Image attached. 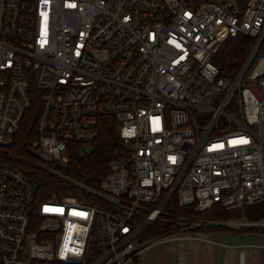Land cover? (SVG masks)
I'll return each mask as SVG.
<instances>
[{
  "label": "built area",
  "instance_id": "built-area-1",
  "mask_svg": "<svg viewBox=\"0 0 264 264\" xmlns=\"http://www.w3.org/2000/svg\"><path fill=\"white\" fill-rule=\"evenodd\" d=\"M239 35L250 48L220 75L214 56ZM34 106L25 155L13 144ZM106 116L122 148L95 184L78 181L61 167ZM173 199L263 214L176 217ZM174 217L163 240L264 230V0H0V264L133 263L147 226Z\"/></svg>",
  "mask_w": 264,
  "mask_h": 264
},
{
  "label": "trees",
  "instance_id": "trees-1",
  "mask_svg": "<svg viewBox=\"0 0 264 264\" xmlns=\"http://www.w3.org/2000/svg\"><path fill=\"white\" fill-rule=\"evenodd\" d=\"M250 43L251 40L249 37L239 35L227 38L220 45L213 59L220 70V75L231 76L235 73L243 58L247 54L250 48ZM37 113L38 108L35 109V106L27 112L21 126L18 140L13 144V150L16 152L25 155L28 154V146L34 136L35 117ZM109 118L111 119V117L106 116L105 119H103L106 122L102 124L98 138L93 141L94 148L90 152L83 155H79L76 152H70L67 164L61 167L62 171L78 181L89 184H95V182L100 180L107 173L108 161L122 148L115 126L112 122L107 121ZM22 167L33 177L38 178L39 176L44 175L34 164H24ZM166 211L173 213L176 217L178 215L189 214L213 220H227L238 217L245 212L249 218L257 219L263 214V206L262 204L248 206L244 211L239 209L226 210L219 204H215L209 210L196 212L193 211L191 206H179L177 200L173 199L166 208ZM179 227L180 224L177 223V219L175 217L169 222L157 220L147 226L141 237L146 238L147 236H153L163 232H173L178 230ZM198 229L204 231H218L231 228L228 226L211 224L199 227L196 230ZM248 230L264 231L263 229L258 228H249Z\"/></svg>",
  "mask_w": 264,
  "mask_h": 264
},
{
  "label": "rangeland",
  "instance_id": "rangeland-1",
  "mask_svg": "<svg viewBox=\"0 0 264 264\" xmlns=\"http://www.w3.org/2000/svg\"><path fill=\"white\" fill-rule=\"evenodd\" d=\"M85 147L87 151L92 149L89 144ZM61 189L66 193L69 190L68 187ZM230 219L245 220L247 217L242 213ZM229 228L180 231L174 235L183 237L173 240H163L162 233L147 236L144 240L150 242L141 250L137 260L129 264H178L179 253H183L184 264H264V232ZM241 252L244 253L242 260Z\"/></svg>",
  "mask_w": 264,
  "mask_h": 264
},
{
  "label": "crops",
  "instance_id": "crops-1",
  "mask_svg": "<svg viewBox=\"0 0 264 264\" xmlns=\"http://www.w3.org/2000/svg\"><path fill=\"white\" fill-rule=\"evenodd\" d=\"M183 264H184V262H183Z\"/></svg>",
  "mask_w": 264,
  "mask_h": 264
},
{
  "label": "bare ground",
  "instance_id": "bare-ground-1",
  "mask_svg": "<svg viewBox=\"0 0 264 264\" xmlns=\"http://www.w3.org/2000/svg\"><path fill=\"white\" fill-rule=\"evenodd\" d=\"M182 264V263H181Z\"/></svg>",
  "mask_w": 264,
  "mask_h": 264
}]
</instances>
